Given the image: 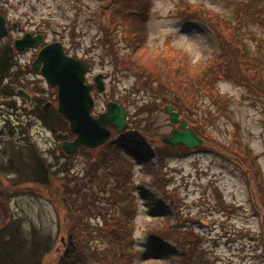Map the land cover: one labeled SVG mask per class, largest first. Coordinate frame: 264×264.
Returning <instances> with one entry per match:
<instances>
[{
	"label": "rangeland",
	"instance_id": "rangeland-1",
	"mask_svg": "<svg viewBox=\"0 0 264 264\" xmlns=\"http://www.w3.org/2000/svg\"><path fill=\"white\" fill-rule=\"evenodd\" d=\"M114 4L111 0H0V14L10 28L9 35L0 40V59L6 57L13 66L8 79L0 82V169H9L7 161L13 158V146L31 140L57 172L54 185L48 188L16 186L18 177L0 173V209L6 217L0 227L17 217L22 219L26 229L35 225L52 232L55 248L45 257L44 264H57L71 229L60 187H69L65 188V194L73 197L72 204L105 206L104 213H100L114 223L119 214L129 218L133 225L132 246L139 250L134 264H264L261 235L264 204L252 178L255 160L260 166V178L264 180V0H153L148 21V53L153 56L154 63L160 51L172 52V64H185L191 72H198L214 57L216 42L212 30L198 21L183 22L179 17L180 11L194 4L213 10L226 26L236 25L249 57L261 60V79L256 82L259 87L246 81L238 84L218 80L214 89L223 95L215 101L211 96L215 98L216 95L193 84L181 93L173 83L137 82L134 74L120 62L123 54L121 28L113 27L116 20L109 19L106 9ZM14 24L16 27L12 28ZM40 29L45 32L44 44L62 43L69 55L93 65L88 82L93 83L98 73L104 75L105 91L95 90L93 94L95 111L104 112L109 102L126 107L131 129L123 131L122 139L125 145L141 141L138 150L143 158L134 161L125 186L138 191L140 205L132 191L123 190L118 175L124 174L118 173L109 159L111 139L95 150L82 148L65 161L57 153L60 142L36 118L38 108L42 110V107L37 103L32 108L10 91V85L16 84L34 97V101L40 97L43 104H55L56 90L39 72L32 70L38 49L22 53L14 50L16 39ZM168 42L171 45H167ZM144 49L141 48V53ZM114 57L119 61L114 63ZM161 60L158 61L160 65ZM249 73L253 75V70ZM173 93L176 98L171 97ZM145 102L149 105L147 109H151L141 111ZM168 104L175 105L174 110L180 111L188 128L198 132L203 140L190 152L180 146L169 148L163 143L174 130H180V123L172 122L165 112ZM208 131L212 132L214 140L201 134ZM118 146L114 144V149ZM99 157L106 162L102 166L96 163ZM155 175L175 193L177 213L170 210L169 200L163 198L159 184L151 183ZM55 187L61 191L54 192ZM83 209L91 212L88 219L91 226L106 224L104 218L93 217L95 210L88 205ZM178 220L182 221L184 230L194 233L188 232L191 241L185 243L190 256L183 261H180V250L172 244L163 251H159L161 248L154 250L153 245H158L150 235L152 226L161 222L177 226ZM99 240L88 241L93 254L110 245ZM115 259L116 264L123 263Z\"/></svg>",
	"mask_w": 264,
	"mask_h": 264
},
{
	"label": "trees",
	"instance_id": "trees-1",
	"mask_svg": "<svg viewBox=\"0 0 264 264\" xmlns=\"http://www.w3.org/2000/svg\"><path fill=\"white\" fill-rule=\"evenodd\" d=\"M111 2H115V4L109 9L106 8L109 12V19L114 18L116 20V23H113V27L115 29H117L118 26L121 28V37L123 38V46L121 48L123 54L120 56V62L134 74L137 82L143 83V80L152 81L151 83H162L165 81L169 85L173 83L174 88L178 87V91L181 93H185L187 91L186 88L193 84L207 93L216 95L215 98L211 96L214 101L217 100L219 95H223L220 94L217 89H214V85L218 80H230L238 84L246 81V83L250 85L259 87L256 82L258 79H261V60L249 57L250 55L246 48L244 49L242 38L238 37L239 33L237 31V26H226L217 17L218 15L212 13V11H206L200 6H188L186 9L179 12L180 17L184 21L198 20L205 23L208 28L212 30L215 37L216 52L214 53V57H211V59L206 62V65L201 71L191 72L188 65H177V62L175 64L171 63L173 57L172 52L163 53L159 50L160 52L158 53L155 63L153 61V56L149 55L148 40L150 32L148 21L151 13V0H111ZM169 42L166 44L169 45ZM105 47L106 49L108 48L107 51L109 53L111 52L110 54L113 53L108 45ZM142 47L145 48L143 53H141ZM176 57L179 58L178 55ZM160 58H162V65L158 63ZM183 58L185 60L187 59L185 55H183ZM113 61L115 63L118 62L119 59L114 57ZM8 62L6 57L0 59V79L8 74ZM175 70L176 73H174ZM252 70L253 75H249V72ZM190 89L192 91V88ZM149 92L148 94L150 95L151 92ZM190 95L194 96L192 92H190ZM171 97L176 98V95L173 93ZM126 99L129 100L128 98ZM142 105L141 111L151 109H147L149 105H147L146 102ZM172 106L175 108L174 104H172ZM51 109L55 110L54 107ZM52 111L53 110H49V115L48 113L46 114L43 119L44 124L52 131L55 137H57V134L60 132L69 133V125L65 119L58 114L56 110L54 113ZM203 124L205 125V123ZM197 134L200 136L198 132ZM201 134L212 140L215 139L211 131H208L207 134L205 132ZM118 135L120 134L118 133ZM118 135L113 131V136L111 138L112 144L109 145V152L111 153L109 159H112L113 168L117 170L118 173L123 172L124 174L118 175V177H121L120 181L123 185V190L125 192L132 191L133 197H135L134 199H138L137 202L138 205H140L139 201L141 199L138 191L136 190L134 192L133 190H135V188L131 189L129 185L125 186L127 177L132 174L130 170L134 168L133 159L143 158L142 152L137 148L140 142L136 141L134 145L131 144V147L125 146L127 150L124 152V154L127 155L125 157L123 154L119 153V149L124 147V142L121 141V138L119 140ZM116 143H120L121 145H119L117 149H114V144ZM180 148L190 152V150L185 147L180 146ZM12 149H15L12 150L13 158L7 161L9 169H0L1 174L18 177L19 181L14 183L16 186L23 184L48 188V186L51 187V185H54L57 172L53 168V163L45 157L35 142H31L30 140L29 143H24L20 146L15 145ZM4 152H6V150H4ZM57 153L60 156L62 155L65 161H69V158L72 157L64 154L60 144L57 148ZM16 160L17 162H15ZM253 161L252 178L257 186L258 195L264 204V180L260 178L261 170L258 162L255 160ZM96 163L102 166L106 162L102 157H99L96 159ZM96 179L98 180L101 178ZM103 180L105 179L103 178ZM151 183L159 184L163 198L169 200L168 205L170 209L173 213H177L174 204L175 193L161 184L157 175L151 178ZM60 188L62 190L60 197L62 198L61 200L64 205V210L66 211V216L71 222V229H69L66 242L63 243L64 251L57 264H116L115 258L123 262L122 264H134L136 261L135 257L139 253V250L132 246L131 229L133 225L129 222V218L126 217L127 219H125V216L119 214V218L116 217L117 222H111L107 220L104 214L100 213L106 210L105 206L100 207L93 203L72 204L73 197H67L65 194V188L69 187ZM56 190H59V188L55 187V191L53 189L54 192H56ZM87 205L89 209L95 210L93 213L94 218L99 216L107 220L105 225L104 223L103 225L98 224L95 226L89 224L88 219L91 212L88 209H83V206ZM221 207L225 206L222 205ZM4 219H6L5 214L0 209V223H2ZM178 222L177 226H174L171 222H161L156 226H152L150 235H152L157 242L161 243L157 249H164L169 243L177 246L182 255L181 261H183L187 260L190 256L189 247H187L185 242L191 241L189 233H194L192 231L189 232L187 229L184 230L181 224L182 221L178 220ZM54 238L52 232L41 229L35 225H32L30 229H26L22 223V219L12 217L0 227V264H44L45 257L55 248ZM95 238L101 239L99 241L102 243L108 242L110 245L106 249L100 251V253L93 254L88 241Z\"/></svg>",
	"mask_w": 264,
	"mask_h": 264
},
{
	"label": "water",
	"instance_id": "water-1",
	"mask_svg": "<svg viewBox=\"0 0 264 264\" xmlns=\"http://www.w3.org/2000/svg\"><path fill=\"white\" fill-rule=\"evenodd\" d=\"M6 35L5 20L0 15V38ZM42 41L41 36L32 39L28 34L24 39L17 41L16 45L18 50H24L27 47H36ZM34 68L35 70L41 68L50 85L58 89V112L69 122L70 132L75 135V139L70 142L67 134L58 135V138L63 140L62 147L67 154L76 153L81 146L91 149L101 146L111 136L109 128L119 132L130 128L124 107L117 103H108L106 112L96 117L91 114L94 108V100L91 96L93 85L85 83L89 65L66 56L61 43L46 45L35 60ZM95 80L98 90L103 91L105 88L103 75L97 76ZM19 94L26 96L23 91H19ZM166 112L171 115L173 122L178 121V114L173 112L171 106L166 107ZM181 128L183 130L175 131L174 135L164 142L189 148L202 144L200 138L186 129L185 122L181 123Z\"/></svg>",
	"mask_w": 264,
	"mask_h": 264
},
{
	"label": "flooded vegetation",
	"instance_id": "flooded-vegetation-1",
	"mask_svg": "<svg viewBox=\"0 0 264 264\" xmlns=\"http://www.w3.org/2000/svg\"><path fill=\"white\" fill-rule=\"evenodd\" d=\"M38 31H40V30H38ZM33 34V36H37L38 34H39V32H37V33H34V32H32ZM43 33L45 34V32L43 31ZM26 51H28V50H26ZM26 51H24V52H26Z\"/></svg>",
	"mask_w": 264,
	"mask_h": 264
}]
</instances>
